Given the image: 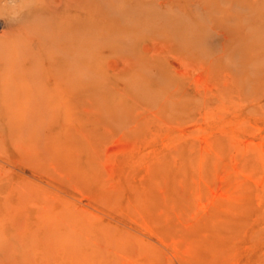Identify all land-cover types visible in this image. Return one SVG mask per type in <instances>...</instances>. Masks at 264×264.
Here are the masks:
<instances>
[{
	"label": "rangeland",
	"instance_id": "1",
	"mask_svg": "<svg viewBox=\"0 0 264 264\" xmlns=\"http://www.w3.org/2000/svg\"><path fill=\"white\" fill-rule=\"evenodd\" d=\"M60 1L0 0V264H264V0Z\"/></svg>",
	"mask_w": 264,
	"mask_h": 264
},
{
	"label": "bare ground",
	"instance_id": "2",
	"mask_svg": "<svg viewBox=\"0 0 264 264\" xmlns=\"http://www.w3.org/2000/svg\"><path fill=\"white\" fill-rule=\"evenodd\" d=\"M46 1V0H45ZM52 1V0H51ZM60 1V0H59ZM67 1H69V0H63V1H60V2H58L59 3V5H68V3H67ZM74 1H76V5H103V7L101 8L102 9V11H101V15L102 14H105L106 13V15H107V13H109V10H112V7H111V5H114V3H115V1L114 0H74ZM73 2V1H72ZM48 3V2H47ZM51 3V2H50ZM57 4V3H56ZM53 5V4H52ZM108 5V6H107ZM5 10V9H4ZM61 10V9H60ZM78 10V9H77ZM104 10V11H103ZM61 11H63V10H61ZM74 11V10H73ZM76 11V10H75ZM4 12V11H3ZM52 12V11H51ZM64 12V11H63ZM68 12V11H67ZM75 13V12H74ZM48 14V13H47ZM50 14V13H49ZM77 14V13H76ZM76 14H74L75 16H76ZM110 14V13H109ZM37 15V14H36ZM66 15V14H65ZM26 16H28V15H26ZM44 16H46V15H44ZM52 16V15H51ZM62 16V15H61ZM68 16V15H67ZM112 16V15H111ZM41 17V16H40ZM108 17V16H107ZM49 20V19H48ZM13 21V20H12ZM45 21V20H44ZM62 21V20H61ZM65 21V20H64ZM31 22V21H30ZM39 22V21H38ZM42 22V21H41ZM41 22H40V24H41ZM27 23L29 24V22L27 21ZM45 23V22H44ZM35 24V23H34ZM33 24V25H34ZM66 24V23H65ZM70 24V23H69ZM69 24L67 23L66 24V27H68L69 26ZM24 25H26V24H24ZM29 26H31V24L29 25ZM50 26V25H49ZM61 26V25H60ZM24 27V26H23ZM69 27H74V29L72 30L73 32H72V41H70L71 43H72V45H71V47L68 49V51H66L65 49H64V47L62 48V47H60L61 48V53L60 54H66L67 55V53H68V56H79L78 55V47H77V45H75V44H79L80 42L81 43H83V41H84V37H82V39L80 38V36H77L78 34H80V32H81V27H80V25L79 26H74V25H70ZM10 28V27H9ZM25 28V27H24ZM26 29V28H25ZM24 29V30H25ZM38 29V28H37ZM39 29H41V28H39ZM48 29V28H47ZM66 29V28H65ZM27 30V29H26ZM2 31H4V30H2ZM28 31V30H27ZM57 32V31H56ZM8 34V33H7ZM33 34V33H32ZM56 34V33H55ZM54 34V35H55ZM106 34V33H105ZM108 34V33H107ZM22 35V34H21ZM53 35V36H54ZM63 36V35H62ZM91 36V38H98V36L99 35H93V34H91L90 35ZM100 37V36H99ZM101 37H105L106 39H108L109 37L108 36H101ZM43 38V37H42ZM45 38V37H44ZM59 39V38H58ZM70 38H68V40H69ZM44 40V39H43ZM42 41V40H41ZM67 41V40H66ZM80 43V44H81ZM61 44V43H60ZM43 45V44H42ZM2 47H3V45H2ZM48 47H49V45H48ZM58 47V48H59ZM105 47V46H104ZM52 48V47H51ZM59 48V49H60ZM55 49V48H54ZM58 49V50H59ZM0 50H2V49H0ZM37 52V51H36ZM85 52V51H84ZM2 53V52H1ZM41 54V53H40ZM44 54V53H43ZM4 55V54H3ZM21 56V55H20ZM25 56V55H24ZM3 57V56H2ZM34 57V56H33ZM32 58V57H31ZM27 59V58H26ZM29 59V58H28ZM27 59V60H28ZM35 59V58H34ZM85 60V59H84ZM88 60V59H87ZM14 61V60H13ZM93 61V60H92ZM5 62V61H4ZM3 62V63H4ZM31 62V61H30ZM33 63H34V61H33ZM6 64V63H5ZM15 64V63H14ZM6 65H8V64H6ZM30 65V64H29ZM34 65V64H33ZM82 65V64H81ZM5 66V65H4ZM5 68V67H4ZM2 70H3V68H2ZM25 71V70H24ZM10 72V71H9ZM20 72V71H19ZM30 72H31V70H30ZM10 74V73H9ZM18 76V75H17ZM32 76V75H31ZM34 76V75H33ZM1 77V76H0ZM20 77V76H19ZM26 77H27V75H26ZM70 77V76H69ZM12 79V78H11ZM25 79V78H24ZM17 80H19V79H17ZM23 80V79H22ZM36 80V79H35ZM40 81V80H39ZM19 83H20V81H19ZM14 84V83H13ZM40 84H42V83H40ZM0 86H3V85H0ZM7 86V85H6ZM36 86V85H35ZM3 88V87H2ZM8 88V87H7ZM18 88V87H17ZM2 90V89H1ZM4 90V89H3ZM2 90V91H3ZM8 90V89H7ZM13 91H15L14 89H12ZM5 91V90H4ZM14 93V92H13ZM13 95V94H12ZM10 96V95H9ZM14 96H15V94H14ZM13 96V97H14ZM29 96H31V95H29ZM22 97V96H21ZM23 98V97H22ZM29 98V97H28ZM16 100V99H15ZM14 100V101H15Z\"/></svg>",
	"mask_w": 264,
	"mask_h": 264
}]
</instances>
